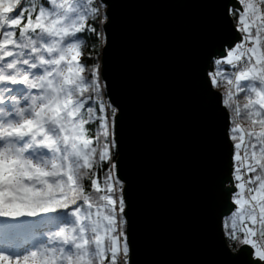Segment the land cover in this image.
Wrapping results in <instances>:
<instances>
[{
	"label": "snow or ice",
	"instance_id": "1",
	"mask_svg": "<svg viewBox=\"0 0 264 264\" xmlns=\"http://www.w3.org/2000/svg\"><path fill=\"white\" fill-rule=\"evenodd\" d=\"M106 8L0 0V264H131L118 110L93 60ZM227 12L233 38L206 74L223 88L231 147L221 225L237 255L264 264V0Z\"/></svg>",
	"mask_w": 264,
	"mask_h": 264
},
{
	"label": "water",
	"instance_id": "2",
	"mask_svg": "<svg viewBox=\"0 0 264 264\" xmlns=\"http://www.w3.org/2000/svg\"><path fill=\"white\" fill-rule=\"evenodd\" d=\"M100 75L117 108L131 264H248L230 250L231 147L210 63L233 38L232 0H106Z\"/></svg>",
	"mask_w": 264,
	"mask_h": 264
},
{
	"label": "trees",
	"instance_id": "3",
	"mask_svg": "<svg viewBox=\"0 0 264 264\" xmlns=\"http://www.w3.org/2000/svg\"><path fill=\"white\" fill-rule=\"evenodd\" d=\"M102 32H103V29H102ZM92 44L95 45V47L93 48V60H94L95 64L99 65V75H100V69H101V67H100V57H101L102 47L104 45V33H103V42H101L99 39H94L92 41ZM92 44H90L89 47H91ZM90 63H91V61H90ZM100 82H101V85H102L103 90H104V99H105V101H108V98H107L106 93H105L104 82L101 79V75H100ZM219 91L222 94L223 88H221ZM112 155H113V159L115 161V159L117 157L116 149L113 151ZM226 242H227L228 246L230 247V249L235 251L234 246H232L230 242H228V241H226Z\"/></svg>",
	"mask_w": 264,
	"mask_h": 264
}]
</instances>
